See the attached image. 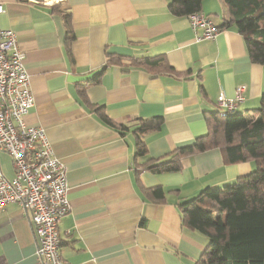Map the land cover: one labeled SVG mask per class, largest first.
<instances>
[{
	"label": "crops",
	"instance_id": "1",
	"mask_svg": "<svg viewBox=\"0 0 264 264\" xmlns=\"http://www.w3.org/2000/svg\"><path fill=\"white\" fill-rule=\"evenodd\" d=\"M168 4L66 0L53 10L42 0H0V29L16 33L35 98L25 121L44 128L67 174L71 211L59 224L65 264H195L208 240L183 224L178 204L255 169L253 162L227 165L213 149L187 157L178 172H137L136 118H163L161 129L143 136L148 156L158 159L207 133L205 114L218 111L220 95L234 98L246 85L235 110L245 113L259 106L264 92V66L251 62L243 35L230 27L197 41L188 17L173 15ZM202 12L219 27L228 18L222 0H204ZM65 13L74 34L70 43ZM110 52L123 64L106 67ZM159 56L179 75L127 61ZM104 67L100 82L87 85V99L109 118L132 125L128 131L101 122L79 94V84ZM0 166L14 177L8 154H0ZM156 186L166 191L164 203L144 195ZM0 264H39L30 214L16 203L0 209Z\"/></svg>",
	"mask_w": 264,
	"mask_h": 264
},
{
	"label": "trees",
	"instance_id": "2",
	"mask_svg": "<svg viewBox=\"0 0 264 264\" xmlns=\"http://www.w3.org/2000/svg\"><path fill=\"white\" fill-rule=\"evenodd\" d=\"M228 18L220 30L234 27L243 35L251 62L264 66V0H222ZM175 16L202 12L204 0H168ZM57 5L52 6L55 10ZM203 13V12H202ZM66 41L74 39L69 15L65 13ZM106 67L122 65V56L108 53ZM131 66L157 70L160 74L179 75L165 56L128 57ZM103 70L91 80L79 84L83 102L105 125L128 131L132 125L109 118L103 106L91 104L86 96L88 84H97ZM201 92L203 88L201 86ZM208 131L189 145L178 147L158 159L148 156L143 136L161 129L162 117L135 119V161L137 172L153 174L178 172L190 156L213 149L222 152L225 164L253 162L256 169L222 187H206L197 196L178 204L183 224L204 235L207 246L195 264H264V92L259 106L245 113L222 116L218 111L205 114ZM140 160H144L140 164ZM137 182L138 178L136 177ZM154 203L166 201V191L156 186L143 190Z\"/></svg>",
	"mask_w": 264,
	"mask_h": 264
},
{
	"label": "built area",
	"instance_id": "3",
	"mask_svg": "<svg viewBox=\"0 0 264 264\" xmlns=\"http://www.w3.org/2000/svg\"><path fill=\"white\" fill-rule=\"evenodd\" d=\"M66 0H42L59 4ZM4 12L0 5V14ZM196 40H211L221 31L204 13L189 14ZM16 33L0 29V154L11 157L14 177L7 178L0 166V209L16 203L30 214L37 242L39 264H65L61 258L59 224L71 211L64 165L54 156L44 128L25 121L35 106L30 76ZM247 87H237L234 98L220 95L217 109L222 116L235 112L245 99Z\"/></svg>",
	"mask_w": 264,
	"mask_h": 264
},
{
	"label": "rangeland",
	"instance_id": "4",
	"mask_svg": "<svg viewBox=\"0 0 264 264\" xmlns=\"http://www.w3.org/2000/svg\"><path fill=\"white\" fill-rule=\"evenodd\" d=\"M3 159H4V158H2V164H3L4 168H5V167H9V161H8V159H6V160H3ZM255 169H256V166H255ZM255 169H254V170H255ZM254 170H253V171H254Z\"/></svg>",
	"mask_w": 264,
	"mask_h": 264
}]
</instances>
